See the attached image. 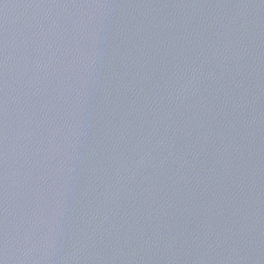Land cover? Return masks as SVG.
I'll return each mask as SVG.
<instances>
[{"label": "water", "instance_id": "95a60500", "mask_svg": "<svg viewBox=\"0 0 264 264\" xmlns=\"http://www.w3.org/2000/svg\"><path fill=\"white\" fill-rule=\"evenodd\" d=\"M2 264H264V0H0Z\"/></svg>", "mask_w": 264, "mask_h": 264}, {"label": "snow or ice", "instance_id": "6c2138e0", "mask_svg": "<svg viewBox=\"0 0 264 264\" xmlns=\"http://www.w3.org/2000/svg\"><path fill=\"white\" fill-rule=\"evenodd\" d=\"M0 264H2V261H0Z\"/></svg>", "mask_w": 264, "mask_h": 264}]
</instances>
